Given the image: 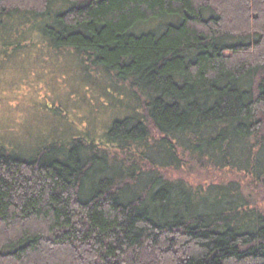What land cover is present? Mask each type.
I'll use <instances>...</instances> for the list:
<instances>
[{
	"label": "trees",
	"instance_id": "16d2710c",
	"mask_svg": "<svg viewBox=\"0 0 264 264\" xmlns=\"http://www.w3.org/2000/svg\"><path fill=\"white\" fill-rule=\"evenodd\" d=\"M28 30L129 98L104 145L0 143V264H264V0H0Z\"/></svg>",
	"mask_w": 264,
	"mask_h": 264
},
{
	"label": "rangeland",
	"instance_id": "374dc122",
	"mask_svg": "<svg viewBox=\"0 0 264 264\" xmlns=\"http://www.w3.org/2000/svg\"><path fill=\"white\" fill-rule=\"evenodd\" d=\"M22 25L10 22L6 28L16 32ZM45 44L36 30L15 37L0 32V143L27 154L61 138L63 142V137L89 133L104 145L103 135L112 119L119 117V101L126 102L128 94L75 55ZM123 113L121 118L127 115ZM168 176L195 186L239 181L246 192L251 189L248 196L258 202L256 206L261 205L252 179L236 170H210L198 176L187 158L180 170H171Z\"/></svg>",
	"mask_w": 264,
	"mask_h": 264
}]
</instances>
